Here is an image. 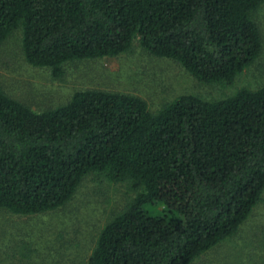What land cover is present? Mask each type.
Returning <instances> with one entry per match:
<instances>
[{
	"label": "trees",
	"instance_id": "16d2710c",
	"mask_svg": "<svg viewBox=\"0 0 264 264\" xmlns=\"http://www.w3.org/2000/svg\"><path fill=\"white\" fill-rule=\"evenodd\" d=\"M264 0H0V44L21 31L25 60L68 61L137 42L205 82L232 84L263 47ZM129 180L134 197L99 230L87 264H190L232 236L264 191V84L153 112L128 93L85 88L35 111L0 86V208L66 204L89 173Z\"/></svg>",
	"mask_w": 264,
	"mask_h": 264
},
{
	"label": "rangeland",
	"instance_id": "374dc122",
	"mask_svg": "<svg viewBox=\"0 0 264 264\" xmlns=\"http://www.w3.org/2000/svg\"><path fill=\"white\" fill-rule=\"evenodd\" d=\"M251 18L259 26L263 47L230 85L198 80L178 62L153 56L137 42L118 55L68 61L63 75L55 77L49 68L25 60L21 31L16 29L0 44V86L35 111L62 105L85 88L135 95L153 112L181 94L211 101L225 98L241 87L264 84V2ZM135 193L127 179L112 181L92 172L56 209L20 214L0 208V264H87L101 227ZM190 264H264V191L232 236Z\"/></svg>",
	"mask_w": 264,
	"mask_h": 264
}]
</instances>
